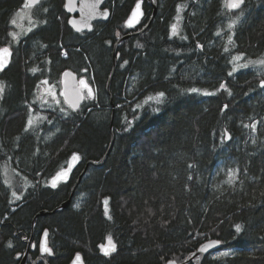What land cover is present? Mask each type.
Listing matches in <instances>:
<instances>
[{
	"label": "trees",
	"instance_id": "trees-1",
	"mask_svg": "<svg viewBox=\"0 0 264 264\" xmlns=\"http://www.w3.org/2000/svg\"><path fill=\"white\" fill-rule=\"evenodd\" d=\"M135 2L106 0L111 18L80 34L62 1L49 0L14 42L11 21L25 0H0V48L12 44L0 73V264H20L35 215L66 201L85 164L102 160L112 113L105 163L88 168L67 210L35 221L33 243L48 231L50 264H70L77 253L84 264L182 263L209 240L221 246L202 264H264V70L228 75L235 56L264 59V0H245L243 15L226 0H157L150 28L119 46L107 92L113 46L135 31L124 27ZM143 10L139 28L152 13L147 0ZM66 70L94 96L78 110L62 99L38 104V88H58ZM158 92L161 104L148 99ZM73 154L77 166L53 188ZM109 237L118 249L105 258L98 246Z\"/></svg>",
	"mask_w": 264,
	"mask_h": 264
},
{
	"label": "water",
	"instance_id": "water-1",
	"mask_svg": "<svg viewBox=\"0 0 264 264\" xmlns=\"http://www.w3.org/2000/svg\"><path fill=\"white\" fill-rule=\"evenodd\" d=\"M42 0H39V3ZM106 2V0H99V2H97V0H65V11L66 13L70 14V15H77V17H72L69 19V21H74L75 22V26L72 23H69L68 21V25L69 27L76 33H82V32H90L92 31V24L96 21H103L106 22L109 20L110 18V12L108 9H105L108 12V16L104 17L103 15H101V13H103L105 10H102L101 7L104 5V3ZM148 4L151 6L152 8V13L151 16L147 22V24L138 32H132L130 34H126L124 36H121L118 38L117 42L114 44L113 46V52H112V68H111V72L107 81V85H106V89L107 92H109L110 89V85L113 79V76L115 74L116 71V58H117V50L119 48V46L121 45V43L127 39H129L131 36H137V35H141L142 33H144L145 31H147L156 14H157V9H158V2L157 0H147ZM231 2V0H227L226 3V7L227 5ZM136 3V2H135ZM93 5H96L95 8H93ZM244 5V4H243ZM243 5H241V8L243 7ZM135 4L133 5L132 9L134 8ZM132 9L130 11V13L128 14L126 20L124 21V27L126 30L128 31H133L135 29H137L140 25L141 22L144 18V10H143V0H141V17L139 22L134 23V25L132 27H128L126 25V21L128 20V18L131 16V12ZM227 10L231 13H235L238 12L240 9H230L229 7H227ZM79 29V31L77 30ZM4 48V47H2ZM10 55L7 56L6 58V66L3 70H0V73L4 72L5 70H7V68L9 67L11 60H12V51L9 49ZM71 73V75L65 76L64 73ZM61 86H62V96H63V100L64 102L67 104L68 107H70L72 110H78L80 108V106L82 105L83 101H84V95H83V91L85 90L87 95L89 90H91L92 95L89 97H93L95 90L94 88L88 84V82L86 80L85 83L88 85L87 88H84L80 83V79L77 77V75L72 72L71 70H66L62 73L61 75ZM1 105V104H0ZM111 107H113V104L111 102ZM112 121H113V113L111 115V122H110V127H109V133H110V144H109V148L107 150V152L105 153V155L103 156L102 160L100 162H94V161H89L85 164L82 172L80 173V175L78 176L76 182L74 183V185L71 188V192H70V196L69 198L64 201L63 203H61L59 206H57L56 208H54L52 211L48 212V211H40L38 212L35 217L33 218L32 222H31V232H30V238L28 240V247L21 259V263L20 264H25L26 259L28 257L29 251L30 249L33 247L32 241H33V236H34V226H35V221L38 218H43L46 216H51L53 214H57V213H61L64 210H67L71 204L72 198L75 195V191L77 189V187L79 186L83 176L86 174L88 168L90 166L93 167H100L102 166L106 159L108 154L110 153L113 143H114V135H113V127H112ZM71 162V158L68 162ZM78 161H75L73 163V166L71 168V170H68V165L67 168H65L64 170L58 172H64L66 173L65 176H62L61 178L57 179V174H55L51 179H50V185L52 186V181L54 179H56V187L63 182H66L70 175L72 174L74 168L77 166ZM54 188V187H53ZM45 233V232H44ZM44 233L41 236L39 245L41 243V241H46L47 246H48V232H47V236L45 237ZM212 241H219V240H209L204 242L203 244H201L184 262L182 263H178L174 260V264H202L204 259L210 255L211 253L216 252L217 250H219L220 246H221V242L219 241V243L216 244H211ZM112 243H114L116 245V251L111 253L109 256L115 255L117 253V244L115 243V241L112 239ZM210 247H207L205 251L201 252L200 248L202 246H207L210 245ZM107 246L108 245V238H106L104 240L103 243H101L98 246V250H99V254L101 256H105L103 254V252L101 251V246ZM49 247V246H48ZM41 252V251H40ZM47 253H41L42 256H44ZM49 255V254H48ZM76 255L73 257V259L71 260L70 264H73V261L75 260ZM81 260L79 262V264H84L83 258L80 255ZM108 257V256H105ZM39 261L44 262L45 264H47V262L44 259H38V261H36L34 264H37ZM167 264V262L165 263Z\"/></svg>",
	"mask_w": 264,
	"mask_h": 264
},
{
	"label": "snow or ice",
	"instance_id": "snow-or-ice-1",
	"mask_svg": "<svg viewBox=\"0 0 264 264\" xmlns=\"http://www.w3.org/2000/svg\"><path fill=\"white\" fill-rule=\"evenodd\" d=\"M97 2H99V0H97ZM39 4V0H26L25 4H24V7L25 8H32L33 6L35 5H38ZM245 4V0H231V2L227 5V7H229L230 9H241V5ZM96 5H93V8H95ZM180 8L181 6H177V14H179L180 12ZM44 11H47V9H44ZM101 15H103L104 17H107L108 16V12L105 10L103 13H101ZM142 13H141V0H136V3H135V6L134 8L132 9V12H131V16L128 18V20L126 21V25L128 27H132L134 25V23H137L139 22L140 20V17H141ZM241 15H243V10L241 9ZM239 19V17H237V20ZM13 24L16 23L15 20L12 21ZM69 23H72L74 26H75V22L74 21H69ZM236 23V20H233L230 24H229V28H232ZM176 25L173 24L171 25V28H172V32H173V35H175L176 33ZM79 31V29H77ZM9 35H11L13 37V39L16 38V33H9ZM231 39V37L229 38ZM197 47H199V45H197ZM227 50V49H226ZM10 55V52H9V48L7 47H4V48H0V70H3L6 66V58L7 56ZM241 57L240 56H235L233 57V61H238L240 60ZM127 63V61H125V64ZM249 64H261V65H264V60H259V61H249L248 62ZM237 67H248V64H244V65H237L236 67L233 68L232 72H229L228 75L231 76L233 74V72L236 71V68ZM33 71H35V69H33ZM65 76H68V75H71V73H64ZM44 83H47L46 81ZM79 83L84 87V88H87L88 85L85 83V81L83 79H81L79 81ZM259 86L261 88H264V79H261L260 80V83H259ZM220 89H226V86L224 83H221L220 84ZM189 91L191 92H198L199 90L196 89V88H192L190 89ZM3 92V86L0 85V93ZM204 95H214L215 93H210V92H207L205 91L203 93ZM88 95L91 96L92 95V92L91 90H89L88 92ZM164 97H165V93L164 92H158L156 94L155 97H148L149 100H155V102L157 104H161L164 102ZM139 107V105H138ZM228 105H224V108H227ZM153 111H159L158 108H155L153 109ZM223 111V109H222ZM28 125L30 126L32 124V121L31 120H28ZM131 123V122H129ZM246 127H252L253 129H255V124H252V125H246ZM127 130V129H125ZM24 131H28V127H25ZM80 159V157L76 154H73L72 157H71V162L69 163L68 165V170L70 171L72 166H73V163L75 161H78ZM189 167H191V165H189ZM66 173L64 172H61V173H58L57 174V179L61 178L62 176H65ZM189 179H191V177H189ZM52 187H56V179H54L52 181ZM13 196H16V193H13ZM17 199H19L18 196H16ZM104 204L107 206L108 204V201L107 199L104 201ZM236 228V231L239 232L241 230V226L240 225H236L235 226ZM45 237L47 236V231H45L44 233ZM216 243H219V241H212L211 244H216ZM210 245H207V246H202L200 248V251L203 252L206 250L207 247H210ZM11 242H9L8 244V247H11ZM40 251L41 253H47L49 255L52 254V250L47 246V243L46 241H41L40 243ZM101 251L103 252V254L105 256H109L111 253L115 252L116 251V245L114 243H112V239L111 237L108 238V245L107 246H104L102 245L101 246ZM221 255H227V253H221ZM81 260V257H80V254L77 253L76 254V257H75V260L73 261V264H79ZM167 264H174V261H167Z\"/></svg>",
	"mask_w": 264,
	"mask_h": 264
},
{
	"label": "rangeland",
	"instance_id": "rangeland-1",
	"mask_svg": "<svg viewBox=\"0 0 264 264\" xmlns=\"http://www.w3.org/2000/svg\"><path fill=\"white\" fill-rule=\"evenodd\" d=\"M226 3H227V0H226ZM32 12L33 11H31L30 9L22 7V9L20 11H17V13L14 15L12 21L15 20L16 23L13 24L12 21H11L12 25L14 26V28H16L15 29L16 32H14V33H16V38L13 39L14 42H16L17 38H19L25 32H28V30L30 29V27H28L29 29L27 28L28 30H26L25 25H29L30 24ZM176 30H177V27H176ZM7 47L11 49V47H12L11 42H10V44H8ZM240 57H241L240 60L234 61V67H236L237 65L248 64V67H257V68L261 67L262 70H264V65H261V64H249L248 63L249 61L245 60L243 56H240ZM241 68H245V67H237L236 69H241ZM0 96H1V93H0ZM85 98H86V95H85ZM36 99H37L36 102L38 104H40L41 106L55 107L57 105L59 99L63 100L61 81H60V85H59L58 88L53 87V86H49L47 84H43L42 86H40L38 88V92L36 93ZM37 119H38V117H37ZM9 184L10 185L13 184V176L10 178Z\"/></svg>",
	"mask_w": 264,
	"mask_h": 264
},
{
	"label": "flooded vegetation",
	"instance_id": "flooded-vegetation-1",
	"mask_svg": "<svg viewBox=\"0 0 264 264\" xmlns=\"http://www.w3.org/2000/svg\"><path fill=\"white\" fill-rule=\"evenodd\" d=\"M47 1H49V0H42L38 5H35V6H33L32 8H28V9H30L31 11H35V10H38L40 7H42L41 6V4H43V3H46ZM62 1V5H61V9L63 10V12H64V18H66L67 19V24H68V21H69V19L70 18H72V17H77V15H70V14H68V13H66V11H65V0H61ZM25 2H26V0H25ZM25 4V3H24ZM105 4V3H104ZM22 7H24V5L22 6ZM22 9V8H21ZM20 9V10H21ZM101 9L102 10H105V9H108V8H106L105 7V5H103L102 7H101ZM20 10H18V11H20ZM109 10V9H108ZM109 12H110V18H111V16H112V12H111V10H109ZM109 18V19H110ZM104 23L103 21H96V22H94L93 24H92V31H93V28H94V24H96V23ZM69 26V25H68ZM145 25H143L142 27H138L137 28V30L135 29V31H134V33L135 32H138V31H140L143 27H144ZM25 27H26V30H28L29 28L28 27H30V29L28 30V32H30L31 31V25L29 24V25H25ZM28 28V29H27ZM92 31H90V32H82V33H80V34H84V33H91ZM28 32H25V33H28ZM63 57H66V55H63ZM81 80V79H80ZM61 81H62V79H61ZM85 94H87L86 93V91L84 90L83 91V95H84V100H85ZM45 231H47V230H45ZM44 231V232H45ZM43 232V233H44ZM48 232V231H47ZM42 233V234H43ZM42 236V235H41ZM40 239H41V237H40ZM40 239H39V242H40ZM39 242H38V245L36 246V244L35 243H33V241H32V244H33V247L30 249V251H29V254H28V257H27V259H26V262H25V264H34L36 261H38V259H44L46 262H47V264H50L49 263V260L50 259H53L54 257H55V255H54V252L52 251V254L51 255H48V254H45L44 256H42L41 255V252H40V245H39ZM48 246H49V242H48ZM27 247H28V242H27V246H26V249H27ZM49 248H50V246H49ZM51 249V248H50ZM36 250V251H35ZM52 250V249H51ZM26 251V250H25ZM25 251H24V253H25ZM33 251H35V253L33 254ZM24 253H23V255H24ZM23 255H21V257L20 256H18V258L20 259V263H21V259H22V257H23ZM113 256V255H112ZM103 257H105V256H103ZM110 256H108V257H105V258H109ZM37 264H45L44 262H42V261H39Z\"/></svg>",
	"mask_w": 264,
	"mask_h": 264
},
{
	"label": "bare ground",
	"instance_id": "bare-ground-1",
	"mask_svg": "<svg viewBox=\"0 0 264 264\" xmlns=\"http://www.w3.org/2000/svg\"><path fill=\"white\" fill-rule=\"evenodd\" d=\"M217 41V40H216ZM116 72V71H115ZM114 104V103H113ZM114 115V114H113ZM114 118V117H113Z\"/></svg>",
	"mask_w": 264,
	"mask_h": 264
}]
</instances>
